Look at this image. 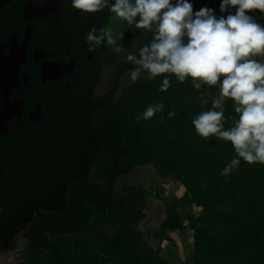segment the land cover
Listing matches in <instances>:
<instances>
[{"label": "trees", "instance_id": "16d2710c", "mask_svg": "<svg viewBox=\"0 0 264 264\" xmlns=\"http://www.w3.org/2000/svg\"><path fill=\"white\" fill-rule=\"evenodd\" d=\"M190 2L194 12L208 6L217 16L229 14L221 12V0ZM248 11L259 23L264 21L261 10ZM126 25L121 20L119 31L132 34ZM131 27L137 32L129 38L134 41L143 31ZM98 83L96 79L68 102L64 146L68 157L59 152L52 165L30 168L37 213L26 220L35 222L26 232L28 264H91L99 259L102 264H173L161 249L145 241L139 223L146 211L136 205V197H141L138 190L129 189L122 197L115 191L118 177L141 164H154L162 176H172L185 187L180 197L165 199L167 217L156 231L162 241L170 239L169 232L189 229L192 264H264V164L242 160L229 176L221 175L236 156L234 147L215 136L201 137L192 124L197 113L211 107L212 98L207 96L209 103L202 104L190 79L179 82L173 77L172 86L161 91L160 77H141L117 103L119 82L106 99L95 96ZM159 101L165 105L163 112L147 121L134 119L147 105ZM224 108L229 127L237 116L231 99L225 100ZM170 110L176 113L172 118L167 116ZM194 205L201 209L199 214L192 210ZM67 211L71 218L66 217ZM106 226L112 233L105 240L83 246L79 239H72ZM58 237L69 239L67 253L61 251Z\"/></svg>", "mask_w": 264, "mask_h": 264}, {"label": "flooded vegetation", "instance_id": "af4514ba", "mask_svg": "<svg viewBox=\"0 0 264 264\" xmlns=\"http://www.w3.org/2000/svg\"><path fill=\"white\" fill-rule=\"evenodd\" d=\"M110 14L83 13L70 0H0V253L37 213L30 168L52 165L59 152L68 157V102L96 79L97 97L113 71L133 67L108 45L88 48L91 27L118 24ZM132 34L121 40L130 50L152 39L150 31L134 41Z\"/></svg>", "mask_w": 264, "mask_h": 264}, {"label": "clouds", "instance_id": "9594fccd", "mask_svg": "<svg viewBox=\"0 0 264 264\" xmlns=\"http://www.w3.org/2000/svg\"><path fill=\"white\" fill-rule=\"evenodd\" d=\"M74 9L97 13L107 9L110 19L126 21L152 39L130 50L121 40L123 31L111 25L91 27L86 35L90 51L104 45L128 64L133 65L126 77L135 82L141 77L161 78L160 90L172 86L173 77L179 82L189 79L197 90L207 85L217 86L211 107L192 118L196 132L204 138L215 136L231 142L234 156L221 171L229 176L241 161L264 164V24L248 10L264 12V0H221L217 16L208 6L193 11L190 0H70ZM235 6V11L232 9ZM223 74V76H222ZM222 76V78H221ZM207 90L200 91L201 103L207 105ZM233 102L236 117L225 115V100ZM163 101L151 103L136 121L149 120L163 112ZM175 110L167 113L169 118ZM160 119L163 121L164 116ZM3 253H0V261Z\"/></svg>", "mask_w": 264, "mask_h": 264}, {"label": "rangeland", "instance_id": "374dc122", "mask_svg": "<svg viewBox=\"0 0 264 264\" xmlns=\"http://www.w3.org/2000/svg\"><path fill=\"white\" fill-rule=\"evenodd\" d=\"M111 15L112 14H110V16ZM110 22H117L118 24L114 29L115 31L120 30L118 25H120L121 20L110 19ZM261 24H264V21L261 22ZM257 58L264 59V57ZM126 72L122 73L120 77H116L118 70L116 69L113 71L108 80L97 90V98L103 99L106 97V93L112 90L116 83L119 82V88L115 94V101L121 103L129 86L136 82L130 81L125 75ZM118 78L119 80H117ZM204 89L207 90L206 95L211 98L217 95V86H211V88H209L205 85ZM204 89L199 90V92ZM96 124L100 126L99 111L96 113ZM129 189H136L138 190V194H141V197H136V205L146 211V217L139 223L140 229L144 232L145 241L153 248L161 249V254L173 264H192L190 255L193 247V234L191 230H183L182 228L176 229L169 232L170 239L164 241H162L161 237L156 232L167 217L165 199L168 197L173 199L180 197L185 190L183 184L172 176H162L154 164H141L136 166L130 173L123 174L117 179L115 191L119 197L125 195ZM192 210H194L195 214L201 212V209L195 205L192 207ZM65 215L67 218H71L70 211H67ZM34 223L35 222L30 223L25 230L21 231L15 237L13 245L8 253L3 254V260L0 261V264L29 263V259L25 255V252L30 243V239L26 232ZM111 233L112 229L110 226H106L104 230L102 229L97 233L87 234L81 232L80 234L72 235V239L76 241L79 239L83 246H87L88 243L97 242L99 239H107ZM48 235L52 239H55L53 234L49 233ZM56 240L59 243L61 251L67 253L70 244L69 239L67 237H58ZM43 255L48 261L49 258L47 253ZM91 264H102L101 259H99L98 262L93 261Z\"/></svg>", "mask_w": 264, "mask_h": 264}]
</instances>
